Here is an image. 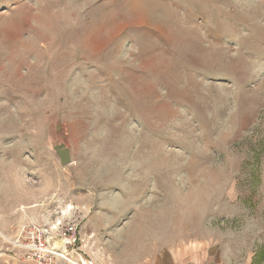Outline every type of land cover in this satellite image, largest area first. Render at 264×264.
I'll return each instance as SVG.
<instances>
[{
  "label": "rangeland",
  "instance_id": "rangeland-1",
  "mask_svg": "<svg viewBox=\"0 0 264 264\" xmlns=\"http://www.w3.org/2000/svg\"><path fill=\"white\" fill-rule=\"evenodd\" d=\"M74 222L95 264H264V0H0V264Z\"/></svg>",
  "mask_w": 264,
  "mask_h": 264
},
{
  "label": "built area",
  "instance_id": "built-area-1",
  "mask_svg": "<svg viewBox=\"0 0 264 264\" xmlns=\"http://www.w3.org/2000/svg\"><path fill=\"white\" fill-rule=\"evenodd\" d=\"M18 233L19 238L14 243L22 250L20 252L24 262L30 264H95L77 249L81 233L79 224L76 222L67 226L63 232L54 234L36 223H27L19 227ZM59 241L63 243V246L57 244Z\"/></svg>",
  "mask_w": 264,
  "mask_h": 264
},
{
  "label": "water",
  "instance_id": "water-1",
  "mask_svg": "<svg viewBox=\"0 0 264 264\" xmlns=\"http://www.w3.org/2000/svg\"><path fill=\"white\" fill-rule=\"evenodd\" d=\"M52 149L63 167L73 164L72 151L66 144L56 143L52 146Z\"/></svg>",
  "mask_w": 264,
  "mask_h": 264
},
{
  "label": "crops",
  "instance_id": "crops-1",
  "mask_svg": "<svg viewBox=\"0 0 264 264\" xmlns=\"http://www.w3.org/2000/svg\"><path fill=\"white\" fill-rule=\"evenodd\" d=\"M212 256H209V253L204 254V257H201L200 253H196L195 255V259H194V255L192 256V260H190V264H216V258H215V253ZM215 258V259H214ZM188 262V261H186ZM162 264H169L167 262L162 263Z\"/></svg>",
  "mask_w": 264,
  "mask_h": 264
},
{
  "label": "bare ground",
  "instance_id": "bare-ground-1",
  "mask_svg": "<svg viewBox=\"0 0 264 264\" xmlns=\"http://www.w3.org/2000/svg\"><path fill=\"white\" fill-rule=\"evenodd\" d=\"M57 244L63 246V243L61 241H59Z\"/></svg>",
  "mask_w": 264,
  "mask_h": 264
}]
</instances>
